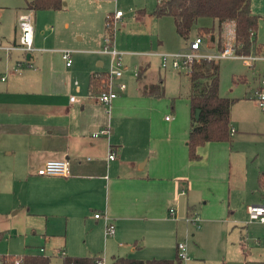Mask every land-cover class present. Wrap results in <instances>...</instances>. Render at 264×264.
Wrapping results in <instances>:
<instances>
[{"label":"crops","instance_id":"0c3cea01","mask_svg":"<svg viewBox=\"0 0 264 264\" xmlns=\"http://www.w3.org/2000/svg\"><path fill=\"white\" fill-rule=\"evenodd\" d=\"M74 1L76 11L84 6L95 10L94 0ZM63 3L59 11H30L34 51L28 54L8 48L19 46L18 16L29 10L15 12L9 35L0 20V232L5 233L0 256L35 255L50 248L55 255L61 250L60 258L98 256L111 264L115 257L173 259L177 243L185 242L189 259L183 264H264V222H249L245 213L247 205L262 202L264 111L255 104L253 91L264 75V64L250 69L254 81L246 76L241 81L249 85L247 97L233 98L230 140L206 143L198 149L201 159L191 162L190 82L188 91H179L188 73L168 68L169 76H155L150 66L149 57L159 60L156 54L168 53L170 43L177 52L187 47L163 30L170 25L162 20L167 17L152 21L153 42L137 43L145 50H124L114 32L112 47L132 58H124V74L115 79L126 88L104 106L96 94H89V78L107 72L110 57L94 49L96 36L86 48H76L71 32L81 30H72L68 15L62 13L69 2ZM95 4L98 7L99 1ZM254 7L255 0H250L251 11ZM137 11L145 24L147 9ZM232 26L224 23L222 33ZM53 31L58 34L51 37ZM258 36L257 29L255 39L263 44ZM70 48L78 55L73 59L70 50L72 62L66 66L61 51ZM202 49L217 52L214 38ZM90 54L107 55L108 68ZM140 66L147 67L149 83L161 79L163 97L140 93ZM169 77L177 88L167 93ZM71 96L76 101L71 102ZM103 128L109 129L108 135H93ZM111 150L113 159L108 158ZM49 160L67 161V175H38ZM96 213L101 217L95 218ZM103 215L114 227L110 236L105 235ZM195 216L198 226L185 221ZM28 232L39 233L43 243L34 246L38 252H30ZM78 235L84 240L77 241Z\"/></svg>","mask_w":264,"mask_h":264},{"label":"trees","instance_id":"16d2710c","mask_svg":"<svg viewBox=\"0 0 264 264\" xmlns=\"http://www.w3.org/2000/svg\"><path fill=\"white\" fill-rule=\"evenodd\" d=\"M25 9L36 12L43 10L59 11L64 9L63 0H30ZM112 14L104 19L105 38L111 45L114 30L107 24ZM155 18L170 17L176 34L189 42L193 27L201 18H210V26L197 28V36L214 38V32L219 35L225 22H232L234 26L235 52L238 55L261 54L264 52L262 44L255 39L258 29L259 15L252 13L250 0H155L151 11ZM108 26V27H107ZM221 50L219 47L217 51ZM146 66L137 69L136 81L143 96L160 98L164 96V87L158 79L156 82L146 81ZM219 65L216 61L201 60L192 65L188 72L190 82V124L187 139L188 159L197 162L201 159L198 149L209 142H228L231 138L230 111L235 99L223 97L219 94ZM244 76L238 78L244 81ZM107 73H94L89 78V94L95 95L104 90ZM199 110L198 118L195 111ZM264 185V175L260 177L259 186ZM5 233L0 232V240ZM22 264H50V258L41 254L20 255ZM13 255L0 256V264H13ZM98 256H63L62 264H96ZM111 264H183L177 257L173 259L137 260L134 258L115 257Z\"/></svg>","mask_w":264,"mask_h":264},{"label":"rangeland","instance_id":"374dc122","mask_svg":"<svg viewBox=\"0 0 264 264\" xmlns=\"http://www.w3.org/2000/svg\"><path fill=\"white\" fill-rule=\"evenodd\" d=\"M69 2V5L65 9H68L66 12H62L64 14H67L70 21V27L72 30L79 29L81 32L74 34L71 32V39L72 42L75 45H78L76 47L77 49H83L86 48V44L95 42V36H96V47L94 49H101L102 47V35H103V30H104V16L106 12L109 11H115L119 9L123 13V21H121L122 25L120 22L115 24V34H119V40L120 42L124 45V50H145L143 47H139L137 43H147L149 44L150 41L153 42L154 37L152 35L153 28L155 25H152L153 23H157L159 19L153 18L150 16V11L152 10L155 0H98L99 1V6L97 7L94 2L95 10L93 9H88L86 6L80 8L79 10L76 11V4L74 0H67ZM66 2V1H64ZM26 4V0H0V20H1V26L5 29V34L9 35L12 31V28H14V15L15 12L19 11V9H24ZM147 9L145 18L146 23H142V19L140 18V15L138 14V9ZM255 9H252V12H254L256 15H259L261 18L259 19L258 22V40L261 42H264V1L262 0H255ZM103 13H105L103 15ZM150 19V20H149ZM164 21H168L170 23L169 27L163 28V30H168L171 37L173 39H178L177 41L182 45L185 46L187 44L186 41H184L182 38L177 36L173 30V24H172V19L170 17L167 18H162ZM148 21V22H147ZM50 23V22H48ZM51 24V23H50ZM212 24V20L210 18H201L198 20L197 24L193 27L192 32H191V38H195L197 36V28L202 27V26H210ZM13 25V27H12ZM55 27V26H54ZM57 31V30H56ZM56 31H53L50 35L53 37L54 35H57L58 33ZM214 45L216 48L220 46L222 47V41H223V34L219 35L218 33L216 34V31L214 32ZM83 36V39H80V37ZM101 36V38H100ZM139 36V37H138ZM176 37V38H175ZM82 38V37H81ZM115 38V37H114ZM208 36L203 37V44L205 45L208 41ZM167 41L169 42L168 38H166ZM131 41L133 44H131ZM128 45V46H126ZM204 45H202L204 47ZM104 46V45H103ZM144 46V44H143ZM69 50L74 51L72 54L73 59L78 55V51L74 50L73 48H70ZM88 50V49H86ZM123 50V49H122ZM168 53L171 52H177L175 49V44L170 43L168 47L165 49ZM182 51V50H181ZM87 53L85 55H88L89 52H84ZM93 55V57H98V60L101 62L107 63L109 62V57L104 54H90ZM131 59L132 56L129 54H126L124 58ZM152 68H154V75L159 74H166V76H169V71L168 68L162 69L160 68L159 65V60L156 57H149ZM158 61V64H157ZM216 62L219 65V94L220 96L223 97H229V98H246L248 95V91L250 89L248 88L249 85L245 82H241L238 80L240 76H246L249 78V82L254 81L252 79V70L246 68L243 64V62L239 59H219L216 60ZM155 66V67H153ZM108 68V65H104V68ZM108 70V69H107ZM257 73H255V77H257ZM184 76V75H183ZM171 77H169L168 80V85H167V93H170V90L173 91L175 88H177L175 85L172 84V81L170 80ZM184 78V83H180V88L179 91L182 92V94L189 89V79L186 77ZM260 79V78H259ZM258 79V80H259ZM253 85V84H251ZM183 97V95H182ZM244 103V102H243ZM239 106V105H238ZM238 106H234L235 111ZM27 238L29 245L32 246L30 247V252H38V249L35 248L34 246H39L41 242V237L39 233H36L33 235V233L28 232L27 233ZM54 240H58L57 238H54ZM77 241H83L84 236L83 235H78L76 237ZM52 243V242H51ZM72 246H74V250H76V246L71 243ZM45 254L50 258V264H62V258H60L62 251L59 250L57 251V254L55 255V252L52 251L50 248L45 249ZM174 257V254L171 255L170 258ZM111 262V261H110ZM108 262L107 264H110ZM105 264V263H104Z\"/></svg>","mask_w":264,"mask_h":264},{"label":"built area","instance_id":"2783aa9c","mask_svg":"<svg viewBox=\"0 0 264 264\" xmlns=\"http://www.w3.org/2000/svg\"><path fill=\"white\" fill-rule=\"evenodd\" d=\"M122 17L121 11H115L113 15L110 16L108 26L112 27L115 32V24L119 22ZM227 22H225L226 24ZM232 23V22H231ZM233 24V23H232ZM17 25L20 31V44L18 47L8 48L10 50L16 49L22 51L24 54L31 53L34 51L33 47V26H32V14L31 12H25L18 16ZM107 26V27H108ZM222 47L220 51L217 52H206L202 49L203 39L200 37H195L187 43V47L179 52L175 53H159L156 54L160 60V67L162 69L172 68L174 70L182 69L187 73L190 71L193 64L200 62L201 60L216 61L219 59H239L243 62L244 66L248 69H253L258 63L264 64V52L261 54H247L238 55L235 52L234 44V26L230 27V30H225L223 33ZM107 39L105 38V44L100 49L101 53L107 54L110 57L109 68L107 73V82L104 84V90L96 94V99L104 106H109L111 101H113L118 96V91H122L126 88V84L123 82L115 83V79L122 78L124 74V63H123V52L117 51L112 45L107 44ZM264 48V43L262 44ZM71 51L62 50L61 57L65 62L66 66L71 65ZM21 63H18V68ZM253 100L255 104L264 111V75L260 77L257 86L253 91ZM70 101H76L75 97L71 96ZM168 119V118H167ZM233 130L231 131V133ZM109 129L103 128L97 130L93 135H108ZM114 151H109L108 158H114ZM68 171V163L65 160H49L44 163V165L38 170V175L41 176H65ZM262 202L259 204H250L245 207V213L247 215L248 221H260L264 222V185L261 188ZM169 214L176 218L174 211L169 210ZM95 218L101 217L100 214L96 213ZM105 222V235L110 236L114 233V227L110 223L107 216H102ZM185 221L198 226V217H187ZM177 257L182 261H187L189 259L185 242L177 243ZM13 264H22V258L16 256L13 258ZM96 264H104L103 260H97Z\"/></svg>","mask_w":264,"mask_h":264},{"label":"water","instance_id":"95a60500","mask_svg":"<svg viewBox=\"0 0 264 264\" xmlns=\"http://www.w3.org/2000/svg\"><path fill=\"white\" fill-rule=\"evenodd\" d=\"M29 57V56H28ZM198 115H199V110H196L195 111V118H198Z\"/></svg>","mask_w":264,"mask_h":264}]
</instances>
